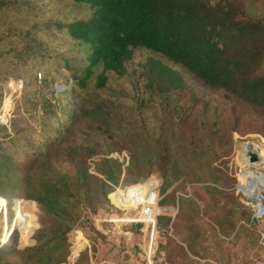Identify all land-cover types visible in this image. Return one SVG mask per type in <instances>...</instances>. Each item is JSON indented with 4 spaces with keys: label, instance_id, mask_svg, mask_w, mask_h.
I'll list each match as a JSON object with an SVG mask.
<instances>
[{
    "label": "trees",
    "instance_id": "trees-1",
    "mask_svg": "<svg viewBox=\"0 0 264 264\" xmlns=\"http://www.w3.org/2000/svg\"><path fill=\"white\" fill-rule=\"evenodd\" d=\"M0 63L5 80L24 84L10 131L0 123V196L33 199L48 215L36 244L10 257L5 252L18 261L0 264H61L70 255L67 235L86 221L84 210L106 199L104 179L121 177L113 158H102L99 176L87 174L86 162L59 167L38 158L45 150L53 155L72 132L80 142L68 154L81 148L99 157L91 135H102L118 153L149 145L164 187L173 175L199 177L208 196L251 218L253 208L229 181L210 173L231 154L235 133L264 137L262 0H0ZM123 79H130L128 92H114V80ZM59 81L72 84L58 91ZM133 159L129 182L146 176L131 173ZM190 203L193 209L196 201ZM165 223L171 217L158 216L156 230Z\"/></svg>",
    "mask_w": 264,
    "mask_h": 264
},
{
    "label": "rangeland",
    "instance_id": "rangeland-1",
    "mask_svg": "<svg viewBox=\"0 0 264 264\" xmlns=\"http://www.w3.org/2000/svg\"><path fill=\"white\" fill-rule=\"evenodd\" d=\"M262 1L264 3V0ZM77 16L78 15L75 17ZM144 56L145 54L143 52L137 54L138 60L142 59ZM1 69L0 123L7 125L10 131V119L14 115L13 112L17 101L21 98L24 84L21 88L20 84L23 82L22 80H17L12 77L5 80L4 71L6 67L3 63H0V70ZM37 77L39 80L42 78L40 73H38ZM128 80L130 79L114 80L112 84L114 85L113 91L119 93L128 92ZM71 84V81H68V83L66 81H59L56 87L58 91H63L66 89L67 85L70 87ZM197 87H199V90H202V92L207 93V90L201 86L197 85ZM125 116L126 115H123V117ZM112 130L116 134H120V130L115 126ZM79 138L80 136L78 134L72 132L70 139H67L68 141L66 140L67 142L63 140L56 143L55 146L57 148L53 151V155H47L48 150H45L38 158L43 162L50 161L54 164H58L59 167L70 161V163H78L80 161L86 162L90 164L87 174L95 176H99L96 169L100 167L102 158H113L122 164V174L117 183L104 179L107 189L106 199L103 200L101 195L99 199L95 201V205L88 206V208L84 210L86 221L79 228L73 229L72 232L67 235L70 255L61 264H163L162 261L165 257L162 255V250L166 247L165 244L170 245L171 243H165L164 235L159 234V232L166 233L168 225L165 223L164 226L159 228L161 230H156V225L153 227L137 222L136 220L139 218L141 208H137L138 201L132 198L136 196L133 194L136 189L139 187L144 189L146 186L150 185V183L146 185L134 184H144L151 178L158 181V183L161 184H159V190L162 189L160 192L158 190L159 199L162 198L160 201L162 204L157 201L158 207H156V209L158 211V216L167 212L175 213V211L179 210L178 207L182 209L181 215L184 213L189 214L193 212L194 209L189 208V206L192 205L190 201L195 204L196 200V207L198 209L201 208V210H203L202 212L207 213L210 209L209 219L211 221H215L216 224L221 227V223L226 225V231H228L229 236L233 233V235L230 236V241L222 239L225 243L230 242L232 248L227 250L226 244L224 247L223 245L220 247L216 245V253L218 255L217 257L215 256L216 258L220 257L223 259V257H226L225 259H231L236 262V264H264V224L260 227L257 223L251 222L250 218L244 217L238 208L226 206L221 199L219 200V197L214 198L208 196L203 189L205 185L203 179L199 181V177H193L189 180L177 181L176 175H173L169 179V186L164 187L162 179L159 177L157 171L156 158L151 157V152H155V149L151 148L149 145L141 146L139 147L140 149L135 148L132 151L123 150L121 153H118L113 145L104 141L102 135H91L89 138L99 145L101 153L99 157H95L91 150H81V148H77L74 153L68 154L67 147H70V144L74 146L79 144ZM249 143L253 144L259 152L263 153L261 163L250 164L249 158L243 150V145ZM50 149L51 148H49V150ZM136 151L140 153H135ZM129 152H133L132 155ZM133 157L136 158L133 159ZM132 159L137 162V165L136 169L131 173L136 175L135 172L139 170V176L144 175V173H146V176L141 179L138 178L139 180L134 182H129L132 180V177L128 178L126 169L130 165ZM147 159L150 160L151 165L149 162H142ZM222 160L227 162V165L225 164L226 166L221 163ZM222 160L214 164L215 171L210 173V175L212 177L222 176L227 179L229 185L234 187L237 197L246 201L245 196L238 192L241 184L240 181L246 180L251 170L264 174V137L259 134L240 135L235 133L233 135L232 152L229 156L222 158ZM138 162H140L139 165ZM90 184H94L93 179L90 180ZM126 188L127 191L125 192ZM196 192H198V194L200 193L199 195H201L200 197H202V200L197 201L199 197L195 196ZM172 193L176 194L174 195ZM111 196L113 197V201H111ZM121 196L125 198L123 199ZM182 197L185 201L179 199ZM207 203H213L212 207L207 208ZM161 205L162 208L160 207ZM127 207L135 209L125 210ZM214 207H220L222 210L229 212H222L221 209H213ZM18 210H20V214H18ZM217 213H224L227 219L220 218ZM23 214H26L24 223L21 222L24 218ZM42 219L44 221L48 220V215L42 214L35 200L23 199L15 196L12 197L10 201H7L5 197L0 196V261H2V263L3 261H18V257L8 260L4 257L5 255H3L5 252H10L7 255V257H10L15 254V252L23 251L25 248L33 247L36 244L34 235L40 228ZM201 219H205L203 215ZM191 222H189L187 229L190 227L193 230L196 229V225H192ZM210 225H212V223L205 219L203 224L204 231L209 235L211 240L215 242L214 233H216V229L214 228L212 231ZM22 227L24 231L21 230ZM155 230L156 232L154 233ZM199 231L198 229V233ZM219 241L221 240L219 239ZM239 242H246L247 244L245 243L243 246H238ZM72 251H74L73 254ZM168 252L174 255V251L168 250ZM165 256L167 260H172L169 254H165Z\"/></svg>",
    "mask_w": 264,
    "mask_h": 264
},
{
    "label": "crops",
    "instance_id": "crops-1",
    "mask_svg": "<svg viewBox=\"0 0 264 264\" xmlns=\"http://www.w3.org/2000/svg\"><path fill=\"white\" fill-rule=\"evenodd\" d=\"M196 194H198V192H196L195 195ZM183 200L185 201V199ZM241 202L248 205V203H246V201L244 200H241ZM202 211L203 210H201V208L198 209L194 205L193 212H190L189 214L184 213L183 215H181L180 210L175 211V213L167 212L163 214V215H167L171 217V223L168 226V230L166 231V233L159 232V234L164 235L165 243H169V242L171 243L170 245L165 244L166 247L164 248V250H162V255L165 257L162 261L163 264H236V262L232 261L231 259H225L226 257H223L224 261L220 257L216 258L218 256L216 253V250H217L216 245H218L219 247L223 245L224 247L226 244L227 250L232 248V245L230 242L225 243L222 239H226L227 241H230L231 240L230 236H232L233 233L231 232L232 234L230 233L231 234L230 236L229 234L227 235V234L222 233L220 226H218V224H216L215 221H211L209 219L210 217L209 212L204 213ZM202 215H203V218L209 220V222L212 223V225H210V227L212 228V231L214 228L216 229V233H214L215 242H213L211 238L209 237V235L204 231L205 229H204L203 224H204L205 219H201ZM188 220L190 222L192 221L191 222L192 225H196V229L193 230L191 227L187 229L189 224H185V223ZM250 220L253 223L254 222L257 223V225L260 227H262L264 224V222L258 223L256 220H254L253 214ZM156 223H157V219H156ZM172 224H174V226ZM198 229L200 230L199 231L200 234L198 233ZM235 231L238 232L237 230ZM219 239L221 241H219ZM245 243L246 242H239L238 246L239 245L243 246ZM239 249L243 250L242 248H239ZM168 250L174 251L173 253L174 255L168 252ZM165 254L167 255L169 254L172 260H167ZM227 260H229L230 262Z\"/></svg>",
    "mask_w": 264,
    "mask_h": 264
},
{
    "label": "built area",
    "instance_id": "built-area-1",
    "mask_svg": "<svg viewBox=\"0 0 264 264\" xmlns=\"http://www.w3.org/2000/svg\"><path fill=\"white\" fill-rule=\"evenodd\" d=\"M150 183L149 186H146L144 189H140L141 193L138 196H134L135 200L138 201L137 208H141V213H139V218H137V222L144 223L147 225L155 226L156 219L158 215L157 201H158V190H159V183L158 181L154 180L153 178L146 181L144 184H134V185H146ZM255 184V189L253 192H250V185L248 187L241 185L239 186V191L243 194L246 198V203H251L253 208V219L256 220L258 223L264 222V184L259 183L256 180H253ZM131 185V186H134ZM253 187V185H252ZM127 188L125 189V192ZM121 198H125L122 197ZM135 208H128L125 210H131ZM133 220V219H132ZM155 233V231H154Z\"/></svg>",
    "mask_w": 264,
    "mask_h": 264
},
{
    "label": "bare ground",
    "instance_id": "bare-ground-1",
    "mask_svg": "<svg viewBox=\"0 0 264 264\" xmlns=\"http://www.w3.org/2000/svg\"><path fill=\"white\" fill-rule=\"evenodd\" d=\"M248 149H249V144H244L243 145V150H244V153L247 155V152H248ZM253 151L257 152L258 156L260 157V160L258 163H255V164H259L262 162V157H263V153L262 152H259V150L253 146ZM251 164V163H250ZM249 167V166H248ZM245 176V175H244ZM250 177L254 178V180L257 179V181L259 183H263L264 184V174H261L260 172H255L253 170L249 171L247 177H246V180H243L241 181V185H244L246 187H248V185H250L249 181H250ZM255 189V186L251 187L250 186V192H253Z\"/></svg>",
    "mask_w": 264,
    "mask_h": 264
},
{
    "label": "water",
    "instance_id": "water-1",
    "mask_svg": "<svg viewBox=\"0 0 264 264\" xmlns=\"http://www.w3.org/2000/svg\"><path fill=\"white\" fill-rule=\"evenodd\" d=\"M22 85H23V82H21L20 86L22 88ZM247 157L249 158V161L251 164H254V163H258L260 158L257 154V152L253 151V144L249 143V149H248V152H247ZM253 180L254 178L250 177V186L252 187L255 186V184L253 183ZM248 206L249 207H252V204L251 203H248Z\"/></svg>",
    "mask_w": 264,
    "mask_h": 264
}]
</instances>
